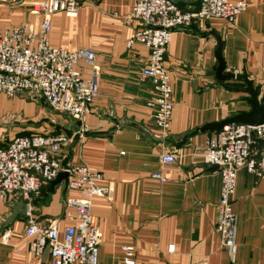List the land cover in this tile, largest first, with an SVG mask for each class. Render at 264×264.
I'll return each instance as SVG.
<instances>
[{
  "label": "crops",
  "instance_id": "crops-1",
  "mask_svg": "<svg viewBox=\"0 0 264 264\" xmlns=\"http://www.w3.org/2000/svg\"><path fill=\"white\" fill-rule=\"evenodd\" d=\"M77 1L76 16H51L49 38L54 46L91 49L97 56L100 94L93 112L81 121L68 116L73 120L69 133L73 140L62 160L102 172L110 186L109 196L95 198L92 207L100 235L98 264H126L122 250L126 246L135 248L134 264H264V178L238 170L233 197L236 246L230 253L217 231L222 176L204 159V148L215 133L184 141L206 124L250 111L246 102L239 101L246 95L231 92L216 80L220 42L226 72L246 71L264 96V0H246L248 10L234 24L212 19L174 31L164 63L174 88L167 136L155 125L153 110L147 105L153 97L152 83L140 80L150 52L141 44L127 48L140 26L131 17L138 0ZM33 3L0 0V30L39 26L43 17L33 13ZM78 69L86 77L94 72L84 64ZM25 101L0 95V146L18 136L20 122L25 123L34 110ZM82 125L88 128L84 136L78 132ZM167 153L175 154L174 164H162L161 157ZM159 172L168 182L152 178ZM72 195L66 183L48 198L41 193L32 201L31 217L42 224L57 221L63 229L60 220L66 199ZM35 199L42 204H35ZM18 203V198L0 203V229ZM28 219L20 217L4 227L0 264H53L49 251L41 257L29 252ZM170 246H175L174 252Z\"/></svg>",
  "mask_w": 264,
  "mask_h": 264
},
{
  "label": "built area",
  "instance_id": "built-area-1",
  "mask_svg": "<svg viewBox=\"0 0 264 264\" xmlns=\"http://www.w3.org/2000/svg\"><path fill=\"white\" fill-rule=\"evenodd\" d=\"M197 14L185 12L170 0H138L131 17L140 26L127 42L131 49L144 45L150 54L140 75L142 82L150 81L153 97L148 107L162 135L167 136L174 110L172 74L165 68V58L173 33L187 29L196 21L222 20L234 24L249 8L246 0H201ZM80 9L77 0H34L33 13L43 17L39 26H21L0 30V95L9 99H41L53 110L81 121L93 112V104L100 94L96 72V53L91 49L71 51L54 46L49 38L51 16L65 13L76 16ZM84 64L94 72L86 77L79 67ZM79 134L88 128L82 125ZM73 138L66 134L16 136L7 146H0V203L23 197L28 203V223L25 236L30 240L29 252L41 257L50 252L53 264H98L100 235L92 213L93 201L107 197L110 186L102 172L88 165L65 164L64 149ZM208 166L217 168L222 176L221 198L218 204L217 231L222 246L235 251L237 216L233 209L237 173L240 169L264 178V124L247 126L231 124L213 134L204 148ZM173 153L164 154V165L174 164ZM69 174L67 187L74 195L65 202L60 222L42 224L30 214V206L42 190L57 179L60 173ZM154 180L168 182L162 173ZM126 264H134L135 248H122ZM175 246L169 251L174 252ZM197 264H208L200 262Z\"/></svg>",
  "mask_w": 264,
  "mask_h": 264
},
{
  "label": "water",
  "instance_id": "water-1",
  "mask_svg": "<svg viewBox=\"0 0 264 264\" xmlns=\"http://www.w3.org/2000/svg\"><path fill=\"white\" fill-rule=\"evenodd\" d=\"M178 8L185 12H191L197 14L202 6V1H187V0H170ZM187 6L194 7V10L188 11ZM223 45L222 42L219 43L216 57L218 60V68L216 71V80L221 83V85L227 90L239 94H244L243 98L239 101L246 102L250 108L249 112H238L237 114L228 117L220 122L206 124L195 130L190 136L184 139L187 141L189 137H194L198 134H207V133H217L223 130L225 126L231 124L247 125V126H260L264 124V96L262 95V87L260 85H255V82L250 79V76L246 71L242 74H235L233 72H226L227 66L226 62L222 56ZM230 81H237L240 83L237 87L227 86L226 83ZM69 174L62 172L59 174L57 179L52 181L47 188L42 190V194L45 198H48L50 195L55 194L56 189L60 187L63 183L68 184ZM28 203L24 201L23 197H19V203L14 207V213L10 218L4 223L3 227L0 229V234L3 232L4 227L10 226L20 217L28 216Z\"/></svg>",
  "mask_w": 264,
  "mask_h": 264
},
{
  "label": "rangeland",
  "instance_id": "rangeland-1",
  "mask_svg": "<svg viewBox=\"0 0 264 264\" xmlns=\"http://www.w3.org/2000/svg\"><path fill=\"white\" fill-rule=\"evenodd\" d=\"M25 103L33 106L34 110L30 112L29 118H27L25 123L22 124L20 122L18 136L70 133V128L73 127V120L71 118L53 110L41 99L26 100Z\"/></svg>",
  "mask_w": 264,
  "mask_h": 264
},
{
  "label": "trees",
  "instance_id": "trees-1",
  "mask_svg": "<svg viewBox=\"0 0 264 264\" xmlns=\"http://www.w3.org/2000/svg\"><path fill=\"white\" fill-rule=\"evenodd\" d=\"M44 102V101H43ZM45 103V102H44ZM48 106V105H47ZM59 134H64V133H58V134H52V135H59ZM31 135H36V134H31ZM31 135H19V136H31ZM43 135V134H42ZM44 135H47V134H44ZM66 135H70V134H66ZM3 147V146H2ZM42 200H40V199H35L34 200V203L35 204H42V202H41Z\"/></svg>",
  "mask_w": 264,
  "mask_h": 264
}]
</instances>
